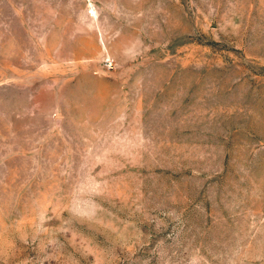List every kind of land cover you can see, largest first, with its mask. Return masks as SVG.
<instances>
[{"label": "rangeland", "instance_id": "rangeland-1", "mask_svg": "<svg viewBox=\"0 0 264 264\" xmlns=\"http://www.w3.org/2000/svg\"><path fill=\"white\" fill-rule=\"evenodd\" d=\"M0 264H264V0H0Z\"/></svg>", "mask_w": 264, "mask_h": 264}]
</instances>
